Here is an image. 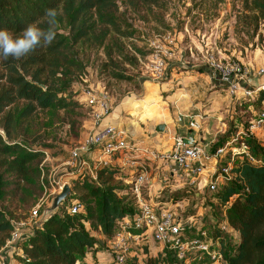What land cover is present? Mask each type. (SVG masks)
Returning <instances> with one entry per match:
<instances>
[{
    "label": "trees",
    "instance_id": "1",
    "mask_svg": "<svg viewBox=\"0 0 264 264\" xmlns=\"http://www.w3.org/2000/svg\"><path fill=\"white\" fill-rule=\"evenodd\" d=\"M120 1L0 0V29L14 35L37 21L47 27L43 23L46 9L63 10L51 46L38 47L20 60L0 59V249L13 229V210L31 208L44 191V152L35 146H48L42 141L46 130L59 119L60 112L69 113L77 106L70 89L89 65L90 52L102 50L107 61L102 72L109 69L115 79L132 80L116 63L137 64V58L125 51L121 41L133 32L121 28ZM126 1L140 6L155 0ZM248 8L264 19V0H250ZM109 63L114 67H108ZM262 101L264 91L252 104ZM236 132L233 130L231 136ZM229 137L226 134L221 142ZM234 142L246 151L237 152L241 158L233 160L231 177L212 194L216 202L210 222L214 226L204 222L201 227L219 240L221 260L215 264H264V160H260L264 159V144L244 136ZM246 152L260 161H250ZM72 199L81 205V213L68 211ZM41 212L27 239L17 245L19 264H76L98 243L91 231L111 240L120 221L132 216L136 208L129 185L118 178V169L102 166L96 170L95 180L78 174L69 197L56 211L45 217ZM221 221L233 229L234 238L217 228ZM159 254L180 262L166 249ZM142 259V264H161L159 256L145 255ZM199 260L210 261L206 255Z\"/></svg>",
    "mask_w": 264,
    "mask_h": 264
},
{
    "label": "rangeland",
    "instance_id": "2",
    "mask_svg": "<svg viewBox=\"0 0 264 264\" xmlns=\"http://www.w3.org/2000/svg\"><path fill=\"white\" fill-rule=\"evenodd\" d=\"M249 2L155 0L133 6L121 0L118 3L121 28L125 32H133L132 37L121 41L125 51L137 58V64L116 63L120 72L130 74L132 80L115 79L109 69L102 72L107 62L102 50L90 52L89 65L70 89L77 106L69 113L60 112L59 119L46 130L42 141L48 146H35L44 152V191L34 204L40 202L39 212L48 207L51 199L61 191L58 183L64 176L63 162L69 160V150L93 131L91 109L86 106L84 98L88 90H105L111 104L109 122L140 135L145 145L155 152L169 149L174 139L181 136L203 144L212 153L226 142H221L223 136L228 134L230 137L226 140H230L233 130L245 131L263 108L264 101L252 104L259 93L253 98L230 97L212 83L206 68L214 62L249 69L251 85L255 86L257 76L254 71L264 64V19L248 8ZM108 65L114 67L110 63ZM158 125H163L164 129L158 131ZM254 136L264 144L262 133ZM227 150L226 156L212 163V170L203 178L200 187L165 181L160 161L144 159L133 164L118 157L113 164L122 184L132 170L145 166L150 171L153 184L152 200L168 202L183 217L198 221L196 227L205 222L212 228L214 225L210 220L216 199L212 197L209 182L219 173L218 169L231 167L233 160L241 158L237 152L246 151L242 146L238 148L234 141ZM97 164V161L90 160L91 167ZM83 172L91 177L87 169ZM69 184L71 187L72 181ZM31 208L14 209L11 214L13 222H25V229H32L37 220L30 218ZM91 233L98 240L99 250L106 252L105 238L98 231ZM154 250H157L156 245L142 243L128 255L124 264H141L146 253L154 255ZM156 256H159L161 264H198L201 261L195 253L189 255L188 263L163 258L159 253ZM12 257L16 258V255L12 253Z\"/></svg>",
    "mask_w": 264,
    "mask_h": 264
},
{
    "label": "built area",
    "instance_id": "3",
    "mask_svg": "<svg viewBox=\"0 0 264 264\" xmlns=\"http://www.w3.org/2000/svg\"><path fill=\"white\" fill-rule=\"evenodd\" d=\"M206 71L212 83L225 90L232 98H253L264 91V64L254 71L257 76L255 86L251 85L252 76L248 75L249 69H242L237 65L223 66L210 62ZM84 95L86 106L91 109L93 131L69 150V160L63 162L65 165L63 175L66 177H61L58 183L59 191L65 183L69 184L86 169L91 172V178L95 180L96 170L102 166H115L113 161L118 157L130 160L133 164L136 160L144 159L160 161L164 169L165 181L170 180L178 184L185 182L188 185L196 184L200 187L203 178H206L207 173L212 170V163L229 153L227 149L233 141L242 136L255 137L254 135L260 133L264 135L263 106L245 131L238 130L233 138L227 140L212 153L207 151L203 144L181 136L174 139L173 146L169 149L155 152L145 145L140 135L130 133L126 128L109 122L111 104L105 90H88ZM127 152L129 154H126ZM246 154L250 161L257 162L253 156L247 152ZM90 160H95L98 164L91 167ZM218 170L219 173L208 185L213 192L217 191L226 178L231 177L230 167L223 166ZM129 174L125 182L129 185L136 212L119 223L117 233L108 242L111 263L124 264L128 255L141 245L143 240L149 238L162 247V252L165 249L172 252L180 262L188 263L189 255L193 253L199 256V259L203 255L209 257V263L200 262L198 264H215L221 260V253L218 249L219 240L212 238L208 229L201 226L196 228L198 221L183 217L177 208L168 202L152 200L149 192L150 171L148 168L140 165ZM39 208L40 202L31 208L30 218L39 219ZM67 209L70 213L82 212V207L76 199L69 201ZM12 224L13 229L4 247L0 249V264H9L8 254L5 251L11 248L20 251L17 247L18 243L27 239L31 233V229H25L27 226L25 222L12 221ZM194 228L196 230L193 234ZM217 228L229 236L235 235L233 229L224 221L218 223ZM26 230L29 233L25 234ZM215 245L217 249L214 248ZM20 254L19 252L18 255ZM91 264L102 263L93 262Z\"/></svg>",
    "mask_w": 264,
    "mask_h": 264
},
{
    "label": "clouds",
    "instance_id": "4",
    "mask_svg": "<svg viewBox=\"0 0 264 264\" xmlns=\"http://www.w3.org/2000/svg\"><path fill=\"white\" fill-rule=\"evenodd\" d=\"M62 15V9H46L43 23H46L47 27H41V21L33 22L19 35H14L7 29H0V59L20 60L38 47L51 46L58 35V17Z\"/></svg>",
    "mask_w": 264,
    "mask_h": 264
},
{
    "label": "crops",
    "instance_id": "5",
    "mask_svg": "<svg viewBox=\"0 0 264 264\" xmlns=\"http://www.w3.org/2000/svg\"><path fill=\"white\" fill-rule=\"evenodd\" d=\"M256 79H257V78H256ZM110 122H111V123H114V122H112V121H110ZM117 125L120 126V127H124V126L119 125V124H117ZM124 128H125V127H124ZM174 134H175V133H174ZM173 138H174V136H173ZM62 170H63V169H62ZM149 183H150V186H149V187H150V190H149V192H150V196H151V195H153L152 192H151V187H152V185H153L151 179H150ZM156 189H157V188H156ZM155 197H157V196H155ZM151 198H152V196H151ZM156 200H158V199H156ZM160 201H162V200H160ZM120 223H121V221H120ZM27 233H29V231L26 230L25 234H27ZM101 235H102V234H101ZM103 242H104V244H105L106 247H107L106 252H105V251H100L99 248H98V245H99V244H96V245H94L93 247H90V248L87 250L85 256H84L82 259L78 260V261L76 262V264H91V263H93V262H100V263H102V264H109V263L111 262V258H110V254H109V245H108L109 240H104ZM103 242L100 241L101 244H103ZM149 242L157 246V250H154V252H153V253H155V254H154L155 256H156L158 253H161V252H162V247H161L159 244L155 243L151 238L142 241V243H144L145 245H146L147 243H149ZM216 249H217V247H216ZM10 251H11V252H10ZM19 252H20V251H18V250H14L13 248H11L9 251H5V253L8 254L9 264H19V262L16 260V258H13V257H12V253H14L15 255H18ZM146 255H148L149 257H155V256H154L153 254H151L150 252H148V254L146 253ZM141 261H142V260H141ZM141 264H142V263H141Z\"/></svg>",
    "mask_w": 264,
    "mask_h": 264
},
{
    "label": "water",
    "instance_id": "6",
    "mask_svg": "<svg viewBox=\"0 0 264 264\" xmlns=\"http://www.w3.org/2000/svg\"><path fill=\"white\" fill-rule=\"evenodd\" d=\"M163 129H164L163 125L157 126L158 131H162ZM70 192H71L70 184L65 183L62 186L61 191L51 199L50 205L42 210L41 217H45L50 213L56 211L59 208L60 204L67 200V198L70 195Z\"/></svg>",
    "mask_w": 264,
    "mask_h": 264
}]
</instances>
